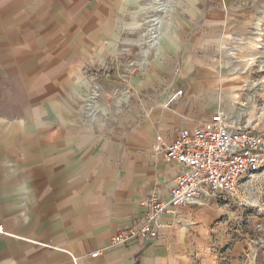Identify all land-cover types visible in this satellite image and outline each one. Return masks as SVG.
I'll return each instance as SVG.
<instances>
[{
    "label": "crops",
    "instance_id": "0c3cea01",
    "mask_svg": "<svg viewBox=\"0 0 264 264\" xmlns=\"http://www.w3.org/2000/svg\"><path fill=\"white\" fill-rule=\"evenodd\" d=\"M127 2L0 0V264H190L183 227L206 219L195 206L163 218L169 227L155 240L115 238L144 217L149 194L168 196L181 172L156 137L212 116L219 85L205 61L177 83L181 95L125 128L94 131L78 119L85 75L119 57Z\"/></svg>",
    "mask_w": 264,
    "mask_h": 264
},
{
    "label": "rangeland",
    "instance_id": "374dc122",
    "mask_svg": "<svg viewBox=\"0 0 264 264\" xmlns=\"http://www.w3.org/2000/svg\"><path fill=\"white\" fill-rule=\"evenodd\" d=\"M127 1L119 57L85 75L78 90L80 127L125 128L158 100L179 96L177 83L204 60L219 85L211 114L241 113L264 130V0ZM190 210L206 218L183 227L190 264H264V172L240 183L236 196Z\"/></svg>",
    "mask_w": 264,
    "mask_h": 264
},
{
    "label": "built area",
    "instance_id": "2783aa9c",
    "mask_svg": "<svg viewBox=\"0 0 264 264\" xmlns=\"http://www.w3.org/2000/svg\"><path fill=\"white\" fill-rule=\"evenodd\" d=\"M181 92L176 93L180 95ZM156 146L167 163L177 164L168 196L149 194L147 212L117 244L131 240H155L167 217L176 220L179 209L199 206L209 198L236 196L244 180L264 172V130L229 119L223 112L189 129L179 130L173 138L156 137Z\"/></svg>",
    "mask_w": 264,
    "mask_h": 264
}]
</instances>
